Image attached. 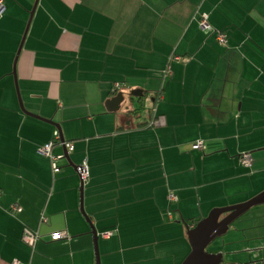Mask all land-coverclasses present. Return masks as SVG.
Segmentation results:
<instances>
[{"label":"crops","instance_id":"crops-1","mask_svg":"<svg viewBox=\"0 0 264 264\" xmlns=\"http://www.w3.org/2000/svg\"><path fill=\"white\" fill-rule=\"evenodd\" d=\"M35 2L0 18V264H95L91 227L100 264H181L188 228L264 192V0ZM246 231L210 253L264 264V222Z\"/></svg>","mask_w":264,"mask_h":264},{"label":"water","instance_id":"water-1","mask_svg":"<svg viewBox=\"0 0 264 264\" xmlns=\"http://www.w3.org/2000/svg\"><path fill=\"white\" fill-rule=\"evenodd\" d=\"M37 2L38 0H36L32 12L30 13V18L36 8ZM20 49L18 51V54L20 52ZM13 76H15V71H13ZM123 99L124 98L122 94H118L110 101V104L118 107V105L122 103ZM21 109L24 112V114H26L27 116L36 118L52 126H56L51 121L42 120L41 118L26 112L22 108V106ZM60 140L62 143H65L63 138L61 137V134H60ZM64 159L70 162L68 152L66 149L64 150ZM82 189H83V184H81L80 190L82 191ZM261 205H264V192H262L258 196L254 197L253 199L245 203L230 207L216 208L212 210L206 218L198 222L193 228L191 229L188 228L187 239L191 251L181 264H222V254L209 253L207 252V248L213 241L224 236L229 230L230 226L241 216H243L252 208ZM81 212L83 216H85L83 212V208H81ZM223 216L225 217L221 219V217ZM86 220L89 222L87 218ZM91 234L93 237L95 264H100V257L98 251V237L93 227H91Z\"/></svg>","mask_w":264,"mask_h":264},{"label":"built area","instance_id":"built-area-1","mask_svg":"<svg viewBox=\"0 0 264 264\" xmlns=\"http://www.w3.org/2000/svg\"><path fill=\"white\" fill-rule=\"evenodd\" d=\"M5 0H0V18L4 15L5 13ZM200 29L202 31H212L211 27L209 26L208 24V21H207V16L203 15L201 17V20H200ZM217 40L219 43L225 45L227 43L226 41V36L223 35L222 33H218L217 34ZM175 60L179 61L180 59L179 58H175ZM170 75V71L167 70L166 72V76L167 75ZM54 138L56 141L59 142V144H61L68 152V154H70L72 151H73V146L71 144H68V143H62L61 140H60V135L58 132H55L54 134ZM52 146L53 144H48L46 146L43 147V149L41 150V154L43 156H45L46 158L50 159L51 163H52V166H53V171L55 173L59 172L57 166L55 165L56 161L58 160V158L54 157L52 155ZM193 148L195 150H201L202 149V144L200 142H197L196 144H194ZM243 163L247 166H251L252 164V159L249 155L245 154L243 155ZM76 173L78 174V176L80 177L81 181L85 182L88 178V169H87V166L86 164H82L80 167H78L76 169ZM169 201L170 202H174L175 201V197L171 194L169 196ZM11 211L13 212H19L20 209L16 206H12L11 207ZM171 217V216H169ZM109 233L107 234H104L103 237H108ZM67 237V234L62 232V233H54L51 235V240L52 241H60V240H63ZM39 237L36 233H24L23 237H22V240L25 244H27L29 247H32L35 245V243L38 241ZM13 264H18L17 262H14Z\"/></svg>","mask_w":264,"mask_h":264},{"label":"rangeland","instance_id":"rangeland-1","mask_svg":"<svg viewBox=\"0 0 264 264\" xmlns=\"http://www.w3.org/2000/svg\"><path fill=\"white\" fill-rule=\"evenodd\" d=\"M254 197V196H253ZM252 197V198H253ZM251 199V198H250ZM248 201V200H247ZM245 203V202H244ZM261 208H264V206H259V207H256V208H253L252 210L248 211L247 213H245L243 216H241L237 221H235L230 230L227 232L226 235L222 236L221 238L215 240L208 248H207V251L211 252V251H219L221 249H223V246H222V242H226V241H238L240 240V238L242 236H246V238L249 236L252 235V233L250 232H245V233H242V232H234V229H238V230H244V227H249V226H252V225H256L262 222H264V217L261 216V214H258V210H261ZM250 215H254L256 216V221L255 223L252 221V225L250 224L251 222H249L246 226H242L241 224H244L242 220H247L248 218H250ZM239 222V223H238ZM254 223V224H253ZM261 229V228H259ZM248 239V238H247ZM227 248H225L226 250Z\"/></svg>","mask_w":264,"mask_h":264},{"label":"trees","instance_id":"trees-1","mask_svg":"<svg viewBox=\"0 0 264 264\" xmlns=\"http://www.w3.org/2000/svg\"><path fill=\"white\" fill-rule=\"evenodd\" d=\"M179 61H180V60H179ZM245 154H247V155H249V156L251 157V159H252V163H253V158H252L251 154H249V153H242L241 156H240V161L243 162V155H245ZM193 225H194V224H193ZM195 225H196V222H195Z\"/></svg>","mask_w":264,"mask_h":264},{"label":"flooded vegetation","instance_id":"flooded-vegetation-1","mask_svg":"<svg viewBox=\"0 0 264 264\" xmlns=\"http://www.w3.org/2000/svg\"><path fill=\"white\" fill-rule=\"evenodd\" d=\"M224 217H225V216L221 217V219L224 218ZM209 253H210V252H209Z\"/></svg>","mask_w":264,"mask_h":264}]
</instances>
